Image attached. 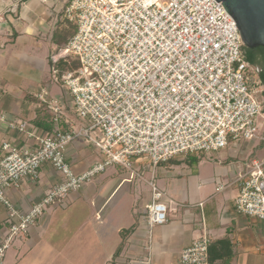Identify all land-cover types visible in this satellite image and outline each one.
<instances>
[{"label": "built area", "instance_id": "1", "mask_svg": "<svg viewBox=\"0 0 264 264\" xmlns=\"http://www.w3.org/2000/svg\"><path fill=\"white\" fill-rule=\"evenodd\" d=\"M63 15L74 31L51 55L52 69L84 122L66 119L61 101L43 86L35 96L51 115L54 129L38 134L34 146L0 144V202L10 213L9 226L0 234V260L50 208L65 206L72 191L111 165L142 177L135 158L148 157L156 166L179 155L220 150L231 138L264 142L261 69L245 59L237 23L221 1L68 0ZM62 58L77 60L80 66L60 75L55 65ZM9 125L29 137L36 135L27 121ZM76 139L102 154L100 162L81 173L66 157ZM46 163L61 173L60 181L19 213L8 190L37 175ZM239 181L236 210L264 221V158L247 163ZM149 183L152 227L168 221L172 200L153 179ZM210 244L208 235L198 237L182 250L180 264H212Z\"/></svg>", "mask_w": 264, "mask_h": 264}, {"label": "crops", "instance_id": "2", "mask_svg": "<svg viewBox=\"0 0 264 264\" xmlns=\"http://www.w3.org/2000/svg\"><path fill=\"white\" fill-rule=\"evenodd\" d=\"M67 2L0 0V115L7 119L0 122V144L34 146L38 134L55 127L35 93L47 86V73L54 74L51 53L69 40L62 36L69 28L63 15ZM49 84L66 119L84 122L68 89L65 93L59 82ZM19 120L27 121L36 135L10 127V121ZM66 157L76 173L102 160L100 150L84 139L74 140ZM263 158L264 146L257 140L239 139L217 151L179 155L156 166L148 157L135 158L142 177L111 165L72 191L65 206L52 207L41 216L0 264H180L182 250L203 234L211 239L212 264H264V221L239 213L235 206L247 163ZM60 179L61 173L46 163L37 175L11 187L8 197L19 213H25ZM152 179L172 201L168 221L150 227ZM9 219L8 207L0 202V234Z\"/></svg>", "mask_w": 264, "mask_h": 264}, {"label": "water", "instance_id": "3", "mask_svg": "<svg viewBox=\"0 0 264 264\" xmlns=\"http://www.w3.org/2000/svg\"><path fill=\"white\" fill-rule=\"evenodd\" d=\"M235 19L244 45L264 46V0H217Z\"/></svg>", "mask_w": 264, "mask_h": 264}, {"label": "trees", "instance_id": "4", "mask_svg": "<svg viewBox=\"0 0 264 264\" xmlns=\"http://www.w3.org/2000/svg\"><path fill=\"white\" fill-rule=\"evenodd\" d=\"M70 27H72V26L69 25V28ZM73 31H74V27H73ZM62 36H64V39H66L67 36H68L67 32H66V34H63ZM64 45L58 46L52 52V54L59 52L64 47ZM243 51H244V57H245V59L250 64L263 68L262 71L260 72V77H261L262 85L264 86V46H259V47H256V48H249V47H246L244 45L243 46ZM75 61H77V60H73L72 62L74 63ZM77 62H78V67H79V61H77ZM56 66L59 69H61L60 70L61 72H64V71H67V70H71V69H69L70 61H68V58H62L56 64ZM43 106H45V105H43Z\"/></svg>", "mask_w": 264, "mask_h": 264}, {"label": "rangeland", "instance_id": "5", "mask_svg": "<svg viewBox=\"0 0 264 264\" xmlns=\"http://www.w3.org/2000/svg\"><path fill=\"white\" fill-rule=\"evenodd\" d=\"M66 23H68V22H66ZM69 25L70 26H72V27H70V28H68L67 30H64V31H66L67 32V34H68V36L67 37H71L72 36V34H73V24H71V23H69ZM68 40V39H67ZM51 55H52V53H51ZM51 55H50V59H51ZM68 61H70V66H69V69H71V70H74V69H77L78 68V62L77 61H75L74 63L72 62L73 61V59H71V58H68ZM56 66V65H55ZM80 66V65H79ZM49 76H46V77H51V79H50V81H45V82H47V83H45V85H47V86H49L50 84H49V82H51V83H57L58 84V80H56V76L53 74V73H47ZM46 74V75H47ZM60 84H62L61 82H59ZM64 88V91H65V93H67V88H65V87H63ZM59 97V96H58ZM263 97V95H261L260 96V98H262ZM259 123H260V126H262V125H264V117H262V116H260L259 117ZM263 127H261V129H262ZM230 140H232V138L230 139ZM257 142H258V144H260V145H263L264 146V142H262V141H260V140H257Z\"/></svg>", "mask_w": 264, "mask_h": 264}, {"label": "flooded vegetation", "instance_id": "6", "mask_svg": "<svg viewBox=\"0 0 264 264\" xmlns=\"http://www.w3.org/2000/svg\"><path fill=\"white\" fill-rule=\"evenodd\" d=\"M260 69H261V71H262V69H263V68H262V67H260Z\"/></svg>", "mask_w": 264, "mask_h": 264}]
</instances>
